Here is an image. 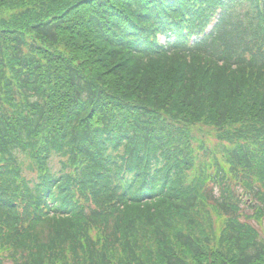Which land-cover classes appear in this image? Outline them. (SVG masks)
Returning a JSON list of instances; mask_svg holds the SVG:
<instances>
[{"label": "trees", "instance_id": "1", "mask_svg": "<svg viewBox=\"0 0 264 264\" xmlns=\"http://www.w3.org/2000/svg\"><path fill=\"white\" fill-rule=\"evenodd\" d=\"M0 264H264V0H0Z\"/></svg>", "mask_w": 264, "mask_h": 264}, {"label": "rangeland", "instance_id": "2", "mask_svg": "<svg viewBox=\"0 0 264 264\" xmlns=\"http://www.w3.org/2000/svg\"><path fill=\"white\" fill-rule=\"evenodd\" d=\"M51 163H52L54 166H56L57 159L54 157V158L52 159ZM51 163H50V164H51Z\"/></svg>", "mask_w": 264, "mask_h": 264}]
</instances>
